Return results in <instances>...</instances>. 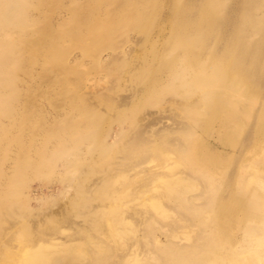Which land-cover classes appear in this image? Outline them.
I'll return each mask as SVG.
<instances>
[{
	"label": "rangeland",
	"instance_id": "374dc122",
	"mask_svg": "<svg viewBox=\"0 0 264 264\" xmlns=\"http://www.w3.org/2000/svg\"><path fill=\"white\" fill-rule=\"evenodd\" d=\"M14 1L18 4L14 9L21 6L22 10L15 18L8 17L13 23L0 18V264H29L33 257L40 264H49V258L53 259L50 264H86L82 252L89 248L105 252L103 264H114L126 250L125 244L135 253L156 236L164 239L169 231L159 227L157 220H170L174 208L188 210L190 197L198 204L202 200L197 196L202 186L175 191L177 186H163L164 178L148 177L155 171H170L171 179H184L190 173L173 134L168 141L156 142L162 153L146 149L152 134L166 126L185 130L189 124L197 129L201 142L219 149H223L218 140L225 124L233 126L227 131L231 130L238 145L227 147V161H220L222 170L214 172L220 185L227 182L236 161L233 156L239 157L249 134L258 135L254 154L250 143L246 152L251 156L249 163L259 167L255 164V171L244 167L238 175L241 185L209 188L215 197L227 196V188H233L248 201L252 182L264 177V123L253 119V114L262 112L263 93L245 94L232 84L235 92L253 95L256 102L241 103L242 110L235 114L220 92L210 91L213 104L220 107L217 116L195 110L206 102L208 91L197 89L186 97L181 82L177 90L165 83L141 101L133 99L155 77L169 76L180 65L187 67L186 80L194 78L200 62L224 48L221 39L227 33L222 36L220 31L227 24L215 28L212 36L207 35L209 29L190 26L187 35L179 37L175 20L167 19V7L166 13L156 12L155 0ZM210 1L196 0L194 13L182 16L194 22ZM229 3L224 0L223 4L228 7ZM254 5L261 7L250 16L262 13L264 0ZM143 7L147 14L136 10ZM224 8L218 11L226 14L228 8ZM256 18L264 23V15ZM262 32L251 29L255 40ZM203 48L209 57L192 56ZM180 50L184 56L178 59ZM174 58L178 61L171 66ZM120 112L127 115L125 119ZM198 113L204 120L201 125L187 118ZM223 114H235V120L224 122ZM121 130L126 134L123 142H113ZM105 139L113 147L118 144L107 156L96 151L86 154L85 160L86 155H80ZM60 144L64 151L55 153ZM119 183L123 186H110ZM171 188L177 201L170 196Z\"/></svg>",
	"mask_w": 264,
	"mask_h": 264
},
{
	"label": "bare ground",
	"instance_id": "6f19581e",
	"mask_svg": "<svg viewBox=\"0 0 264 264\" xmlns=\"http://www.w3.org/2000/svg\"><path fill=\"white\" fill-rule=\"evenodd\" d=\"M179 1L181 0H155L157 4V7H155L156 12L166 13L165 8L167 7V19L168 21L175 20L178 26L176 31L179 37L187 35L190 26L209 29L208 31L206 30L207 35L212 36L215 28L218 29L219 26L227 24L228 28L220 31L222 36L227 33L226 38L224 40L223 38L221 39V43H224V48L222 50L219 48L218 51L214 50L211 57L213 59L204 58L205 60L203 59L204 61L200 62L198 70L194 71V78L191 77L190 80H186L185 75L187 72L185 68L187 67L180 65L179 67H175L174 72L169 76L161 74L159 77H155V81H150L140 92H135L137 95H133V99L141 101L146 95H151L157 87L165 83L170 84V89L177 90L179 88L177 83L181 82L180 86L184 88V95L186 97L191 95L192 92L195 93L197 89L208 91L209 94L205 96L206 102L200 108H196V112L204 109L211 111L217 116L220 107L214 105L209 97L215 90L221 93L222 99L225 102H230V106H232L235 114H237L235 110H242L240 109L241 103L255 104V96L253 95L257 96L259 94L262 96L264 94V32L259 34L257 40H255L256 38L254 37L257 35L251 33V29L255 31L261 29V31H264V23L256 18V16L264 15V6L262 7V13L259 12L256 16L255 14L250 16L249 14L252 10L253 12H257V8L261 7L254 5L255 1L259 2V0H230L231 3L228 4V7L226 4H223L224 0H213L212 3L210 1L211 4L204 6L205 11L202 13L204 14L202 17L195 18L194 22H187L188 18L182 15L187 14L189 11L194 13L191 9L196 6V0H184L183 3L178 5ZM17 6L18 4L14 0H0V8H4L3 11H0L1 20L7 22V24L13 23L14 20H8V17L15 18L14 15L19 14L18 10H22V8L19 6L20 9H14ZM223 7L228 8L226 14H221L218 11ZM146 8H136V10L147 14ZM122 14L121 18L124 19V15L128 14V12H123ZM185 26L188 27L185 28ZM190 33L194 34L196 31L194 30ZM183 47L182 45L181 48ZM181 51L176 55L178 59L179 56H184L182 55L184 51ZM207 51L203 48L198 52L192 53V56L201 58L203 55H206L209 57ZM176 61L178 60L174 58L171 66H174ZM163 66L169 67L168 64ZM187 66L189 67L188 64ZM226 73L238 79L228 80L224 76ZM232 84L242 88V92L245 94H253L251 95L252 97L245 96L244 93L238 90L235 92L236 88ZM254 86H257L258 89H255ZM230 94L232 98H228ZM197 106L199 107L200 103ZM222 106L224 104H221ZM261 111L256 115L253 114V119L256 118L264 123V106ZM235 114L229 116L223 114L224 117L222 118L224 122L235 120ZM121 116L125 119L127 115L121 113ZM93 117L95 118V116ZM96 118L98 117L96 116ZM187 118L192 123L198 125H201L204 121L200 113L194 116L188 114ZM162 129L161 131L156 129L157 132L152 134L150 138L151 144L146 149H153L162 153L156 142L168 141L172 138L173 134L180 142L178 153L184 157V165L190 170V173L184 179H171L173 176L171 177L170 171H155L154 175H149L148 177L153 179L164 178L163 186H177L174 188L175 191L180 190L182 186H202L200 193L197 195L202 200L198 204L193 202L192 197H190L188 199L189 203L187 202L188 210H177L174 208L170 212V220H157L156 223L159 227H166V230L169 231L164 233V239L155 235L156 237H154L155 239L150 245L141 246L140 250L135 253L125 244L126 250L120 252L114 264H264V177L258 178L256 182H252V192L250 197H248V201L240 193L235 194L233 188H227V191L229 190L227 196L221 193L219 197H215V191H209L210 186L217 188V186L241 185L242 180L240 181L238 175H240L244 167L245 169L249 168L255 171L258 163H255L256 165L253 164L254 161L249 163L251 156L246 152V148L250 143L251 153L254 154L253 149L259 143L258 135H255L253 132L249 134L244 141V150H238L239 157L235 158L236 156H233V159L236 161L233 160L234 163L232 164L234 167L231 166L227 182L224 185H220V179L217 178L218 174L214 172H220V168L222 170L220 161H227V147L231 144L232 146L238 145L237 140L231 136L233 135L230 133L231 130L227 131L228 129H233L232 125L225 124V129L222 131V139L218 140L223 149L213 146L210 142L205 144L201 142L198 135L199 132L189 124L185 130L182 127L171 128L169 126ZM125 137V132L123 133L121 130L118 136L113 139V142H123ZM252 139H254L253 142ZM115 147H118V144ZM115 147L111 145L110 141H106V139L99 140L96 149L89 146L87 152L85 154L82 152L80 155L85 156L97 151L103 156H107ZM164 148L169 149L168 146ZM61 149L64 151L63 144L58 145L54 152H61ZM241 154L242 157H240ZM41 156L44 157L45 153L41 154ZM85 160H88L87 155L85 156ZM73 163L76 165V162H68V165ZM248 164L251 167H248ZM215 175L217 176L215 177ZM236 179L238 181H235ZM146 181L150 182V180ZM96 184L99 185L100 183L96 182ZM96 184L94 185L96 186ZM110 186L123 185L119 183L115 185L111 184ZM107 188L109 189L110 187ZM113 189L114 187L111 190ZM222 190L224 189L222 188ZM170 191L172 199L177 201V193L172 192V188ZM111 197V195H108V198ZM170 205L173 207L175 203H170ZM192 205L194 206L191 210ZM141 225H143V222H141ZM95 226L97 225L95 224ZM105 246L107 247L108 245L105 244ZM59 252L68 254L66 250L60 249ZM82 253L86 264H103L106 259L105 252L99 250V248H89ZM65 259L67 257H63V260ZM52 260L51 258L48 259L49 264ZM39 261L33 257L28 262L29 264H40Z\"/></svg>",
	"mask_w": 264,
	"mask_h": 264
}]
</instances>
